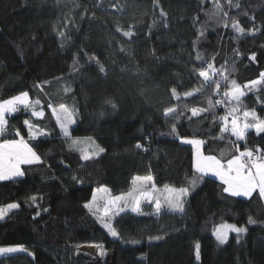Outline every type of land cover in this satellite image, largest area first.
I'll return each instance as SVG.
<instances>
[{
  "label": "trees",
  "instance_id": "1",
  "mask_svg": "<svg viewBox=\"0 0 264 264\" xmlns=\"http://www.w3.org/2000/svg\"><path fill=\"white\" fill-rule=\"evenodd\" d=\"M221 2L229 13L227 28L225 18L213 14L212 0H0V100L27 91L44 111L42 118L31 117L33 123L50 133L30 141L41 163L23 165L24 176L0 181V206L20 205L0 219V246L28 250L0 256V264H111L78 255L82 247L110 240L83 206L94 190L106 187L118 195L129 189L132 177L148 174L161 189L182 186L193 170L192 146L181 137L204 140L206 155L230 158L235 138L218 139L226 106L209 108L210 101L223 98L228 83L221 81L218 94L211 84L203 94L183 96L198 85L197 53L241 86L264 71V0H232L239 7ZM233 19L243 34L232 29ZM257 95L264 100L261 90L242 101L264 117ZM49 103L75 110L69 131L83 141L78 148L97 152L99 146L104 152L81 159L57 127ZM173 106L183 116L166 119L165 108ZM193 107L207 111L193 117ZM28 118L24 110L7 117L0 139L18 138L16 130L28 139L23 123ZM173 124L178 135L171 133ZM244 143L238 142L241 150ZM246 143L264 148V134L250 130ZM141 208L143 214L126 209L113 221L120 251L140 250L139 264H264V200L258 193L228 196L219 181L206 176L187 197L184 212L164 208L154 215L149 204ZM249 216L256 223L248 224ZM224 222L247 231L230 234L221 245L212 232ZM158 236L162 239H149ZM114 260L127 264L119 252Z\"/></svg>",
  "mask_w": 264,
  "mask_h": 264
},
{
  "label": "snow or ice",
  "instance_id": "2",
  "mask_svg": "<svg viewBox=\"0 0 264 264\" xmlns=\"http://www.w3.org/2000/svg\"><path fill=\"white\" fill-rule=\"evenodd\" d=\"M212 2L214 8L213 14H221L225 18L224 27L227 28L229 13L224 11L221 0H212ZM226 2L229 7H239L238 4L233 5L232 0H226ZM231 27L238 34L245 32V29L240 26L239 21L236 19L232 20ZM124 35L127 36L129 33L126 32ZM200 35H203L202 30L200 31ZM60 36L64 37V33L61 32ZM92 59L95 58L92 57ZM250 59H255V57H250ZM196 60L201 61L198 70L193 69V75L197 76L198 85L193 90L185 91L183 96L192 97L195 94H203L205 88L211 84H215L214 91L218 94L222 87L221 80L228 83V90L223 93V98L216 100L215 104L210 101L209 108L225 104V115L219 118L220 135L218 139L223 140L225 134L234 137L235 140H232L231 143L236 145L235 151L230 154V158L226 159L223 158V154H221V157L205 155L201 151L205 143L204 140L181 137L182 144L192 146L193 170L192 176L190 178L186 177L182 186L164 185L163 189H161L154 182V177L148 174L132 177L129 189L118 195H111L110 190L106 187L94 190L91 200L83 206L96 217L97 221L112 237L118 236L112 223L113 218L126 209L137 214H143L141 206L145 202L153 207L152 214L154 215L161 214L164 208H167L171 212H184L187 197L197 187L198 182H202L208 175L220 181L222 193L228 196L252 197L253 193L258 192L260 199L264 200V148L259 146L252 147L246 143L250 130H254L257 136L264 134V117L259 116L254 108L249 109L242 101V98L248 92L259 93L261 90H264L262 88L264 86V71L260 72L257 79L250 80L241 86L236 80L229 81L224 72L216 69L213 63L204 62L199 53L196 55ZM97 63L99 62L97 61ZM205 63L206 67L204 66ZM99 70L101 72L105 71L103 65L100 66ZM214 77H219V79H214ZM37 87H40V85H37ZM65 91L68 92L70 89L66 88ZM171 93L174 99H180L176 88H172ZM257 102L264 103V100H261L259 95H257ZM40 104V100L33 102L27 91L20 92L9 99L0 100V137L6 132L8 125L7 117L21 110L30 112V118L25 119L23 122L28 129V139H25L21 135L20 130L15 131V137L18 138L0 139V181L22 177L25 175L22 169L23 165H33L42 162L41 157L30 145L31 140H35L40 136L50 135L46 130L40 129L35 125L31 119V117L42 118L44 116V111L38 110ZM48 107L51 109L56 125L62 135L71 140L72 148L81 152V159H91L94 155L104 152V149L99 148V146H97V152H89L77 147L83 141L80 138H72L69 131L70 126L75 122L74 109H69L64 104H60L56 108L49 103ZM206 111L207 109L191 108L193 117L200 116L202 112ZM163 115L167 119L172 116H183V112L173 106L165 108ZM176 129L177 125L173 124L171 126V133L173 135H178ZM86 139L93 144L95 143L90 137ZM240 141H245L243 150H241L238 144ZM136 147L140 148L141 145L137 143ZM73 179L81 182L77 177H73ZM97 193H104L105 195H97ZM31 199L35 202L37 198L32 197ZM19 207L20 205L15 202L0 206V219H4L8 213ZM45 211L47 210L45 209ZM39 214V212L36 213V215ZM254 223L256 221L249 216L248 224ZM246 231L247 228L245 226H237L236 224L224 222L214 225L212 235L219 244L223 245L227 242L230 232L236 233L239 237ZM149 239H162V237H149ZM133 243H136V241H133ZM194 247L196 259L199 261L200 244L197 242ZM27 251L23 245L0 246V256ZM28 255H32V253L28 252ZM97 255L100 257L105 255L102 246L98 249Z\"/></svg>",
  "mask_w": 264,
  "mask_h": 264
},
{
  "label": "rangeland",
  "instance_id": "3",
  "mask_svg": "<svg viewBox=\"0 0 264 264\" xmlns=\"http://www.w3.org/2000/svg\"><path fill=\"white\" fill-rule=\"evenodd\" d=\"M97 195H105V194L104 193H97ZM143 204H148V203L145 202ZM114 218H113V221H114ZM113 221H112V223H113ZM106 233L109 235L110 240H109L108 243L102 245V248H103V250L105 252V255L103 257H100V256L97 255L98 249L101 246H98V247H82V248L79 249L78 255L82 256V257H84V258H86L88 260H91V261H95L97 259H99V260H108L111 264H116L114 258H115V255L119 252V253H121V255L124 258H126L127 264H139V263L136 262V256L139 254V252H141L140 250L120 251L119 246H118V237H112L107 231H106ZM230 234H236V233L230 232L229 235ZM9 254H11V253H9Z\"/></svg>",
  "mask_w": 264,
  "mask_h": 264
},
{
  "label": "crops",
  "instance_id": "4",
  "mask_svg": "<svg viewBox=\"0 0 264 264\" xmlns=\"http://www.w3.org/2000/svg\"><path fill=\"white\" fill-rule=\"evenodd\" d=\"M254 131V130H253ZM201 151H202V148H201ZM203 152V151H202ZM206 155V154H205ZM208 177H212V178H215V177H213V176H211V175H208ZM216 179V178H215ZM217 181H219L218 179H216ZM220 182V181H219ZM256 193H258V192H256ZM254 194V193H253ZM240 198H249V197H240Z\"/></svg>",
  "mask_w": 264,
  "mask_h": 264
},
{
  "label": "built area",
  "instance_id": "5",
  "mask_svg": "<svg viewBox=\"0 0 264 264\" xmlns=\"http://www.w3.org/2000/svg\"><path fill=\"white\" fill-rule=\"evenodd\" d=\"M219 79V78H218ZM221 81H223V80H221ZM15 114H17V113H15Z\"/></svg>",
  "mask_w": 264,
  "mask_h": 264
}]
</instances>
